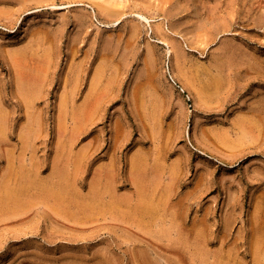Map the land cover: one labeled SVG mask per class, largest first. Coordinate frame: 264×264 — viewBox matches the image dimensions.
I'll list each match as a JSON object with an SVG mask.
<instances>
[{
  "label": "rangeland",
  "instance_id": "rangeland-1",
  "mask_svg": "<svg viewBox=\"0 0 264 264\" xmlns=\"http://www.w3.org/2000/svg\"><path fill=\"white\" fill-rule=\"evenodd\" d=\"M262 13L0 0V264H264Z\"/></svg>",
  "mask_w": 264,
  "mask_h": 264
},
{
  "label": "bare ground",
  "instance_id": "bare-ground-1",
  "mask_svg": "<svg viewBox=\"0 0 264 264\" xmlns=\"http://www.w3.org/2000/svg\"><path fill=\"white\" fill-rule=\"evenodd\" d=\"M229 4H230V3H229ZM227 5H228V4H227ZM104 8H105V7H104ZM105 9H106V8H105ZM105 9H103V10L105 11ZM110 10H111V9H110ZM105 12H106V11H105ZM108 13H110V12H108ZM262 14H263V13H262ZM262 14H261V15H262ZM80 15H81V14H80ZM257 15H258V14H257ZM261 15H259L258 17H259V18H261L262 16L264 17V14H263L262 16H261ZM78 16H79V15H78ZM83 16H84V15H83ZM260 16H261V17H260ZM139 17L145 19V16L142 15V14H140V13H139ZM258 17H256V20H257V21H258V19H257ZM83 18H85V16L82 17V22H83ZM254 19H255V18H254ZM78 20H79V18H78ZM80 20H81V19H80ZM256 20H255V21H256ZM260 20H262V19H259V22H260ZM262 21H264V20H262ZM80 23H81V21H80ZM257 23H258V22H257ZM262 23H263V22H262ZM259 24H261V23H259ZM262 26H263V25H262ZM135 27H136V26H135ZM134 29H135V28H134ZM260 33H261V32H260ZM260 33H259V34H260ZM257 34H258V33H257ZM255 35H256V34H255ZM253 41H254V40H253ZM263 43H264V42H263ZM108 44H109V42H108ZM109 45H110V44H109ZM104 47H105V46H104ZM103 49H104V48H103ZM103 49H102V50H103ZM229 49H230V48H229ZM231 49H233V48H231ZM231 49H230V50H231ZM230 50H229V51H230ZM234 51H235V50H234ZM231 52H232V51H231ZM112 53H113V52H112ZM99 54H101V53L99 52ZM104 55H105V54H104ZM149 55H151V53H150ZM111 56H112V55H111ZM114 56H115V55H113V57H114ZM220 56H221V55H220ZM223 56H224V55H223ZM228 56H229V55H228ZM230 56H231L230 58L232 59L233 57H232L231 54H230ZM225 57H227V56L225 55ZM234 57H235V56H234ZM44 58H45V57H44ZM218 58H219V56H218ZM235 58H236V57H235ZM237 58H238V57H237ZM104 59H105V58H104ZM110 59H111V58H110ZM114 59H115V58H114ZM222 59H224V58H222ZM227 59H228V58H227ZM220 60H221V58H220ZM229 60H230V59H229ZM235 60L237 61V59H235ZM90 61H91V60H90ZM110 61H111V60H110ZM215 61H217V59H215ZM218 61H219V60H218ZM218 61H217V62H218ZM223 61H224V60H223ZM223 61L221 60V62H223ZM231 61H234V60H230V62H231ZM118 62H119V61H118ZM118 62H116V63H118ZM211 62H212V61H211ZM213 62H214V61H213ZM213 62H212V63H213ZM225 62H226V59H225ZM234 62H235V61H234ZM41 63H42V62H41ZM78 63H79V62H78ZM102 63H103V61H102ZM106 63H107V62H106ZM109 63L111 64V62H109ZM218 63H219V62H218ZM223 63H224V62H223ZM231 63H232V62H231ZM45 64H47V63H45ZM110 64H108L109 67L112 65V64H111V65H110ZM114 64H115V63H114ZM213 64H214V63H213ZM232 64H233V63H232ZM232 64H231V65H232ZM101 65H102V64H101ZM214 65H216V62H215ZM220 65H222V64H220ZM226 65H227V63H226ZM74 66H75V65H74ZM201 66H202V65H201ZM206 66H207V65H206ZM222 66H223V65H222ZM222 66H221V67H222ZM227 66H228V65H227ZM229 66H230V65H229ZM44 67H45V66H44ZM105 67H106V66H105ZM218 67H219V66H218ZM224 67H225V66H224ZM224 67H223V68H224ZM34 68H35V67H34ZM36 68H37V67H36ZM42 68H43V67H42ZM75 68H76V67H75ZM110 68H111V67H110ZM110 68H109V69H110ZM207 68H208V66H207ZM207 68H205V69H207ZM230 68H231V67H230ZM230 68H227V69H230ZM31 69H32V68H31ZM31 69H30V70H31ZM37 69H38V68H37ZM79 69H80V68H79ZM82 69H83V68H82ZM98 69H99V68H98ZM209 69H211V68L209 67ZM214 69H216V68H214ZM33 70H34V69H33ZM35 70H36V69H35ZM83 70H84V69H83ZM224 70H225V68H224ZM26 71H29V69H28V70L26 69ZM109 71H111V69H110ZM215 71H216V70H215ZM30 72H31V71H30ZM35 72H36V71H35ZM37 72H38V71H37ZM44 72H45V71H44ZM71 72H72V71H71ZM81 72H82V70H81ZM94 72H95V71H94ZM103 72H104V69H103ZM217 72H218V71H217ZM26 73H27V72H26ZM38 73H39V72H38ZM38 73H35V77H37V78L39 77V75L36 76V74H38ZM46 73H47V71H46ZM69 73H70V72H69ZM83 73H84V72H83ZM86 73H87V71H86ZM108 73H109V72H108ZM218 73H219V72H218ZM221 73H223V71H222ZM221 73H220V74H221ZM30 74H32V73H30ZM71 74H72V73H71ZM78 74H79V73H78ZM98 74H99V73H98ZM220 74H219V75H220ZM27 75H28V74H27ZM27 75H26V77H28ZM69 75H70V74H68V77H69ZM74 75H75V74H74ZM76 75H77V73H76ZM76 75H75V76H76ZM79 75H80V74H79ZM79 75H78V77H79ZM46 76H47V75H45V77H46ZM83 76H84V74H83ZM30 77L34 78L33 76H30ZM30 77H28V78H30ZM80 77H81V76H80ZM103 77H105V76H103ZM103 77H102V78H103ZM221 77H222V76H221ZM37 78H36V79H37ZM97 78H98V76H97ZM30 79H31V78H30ZM30 79H29V81H30ZM71 79H72V78H71ZM80 79H81V78H80ZM93 79H94V78H93ZM105 79H106V78H105ZM111 79H113V78H111ZM219 79H220V78H219ZM34 80H35V79H34ZM40 80H41V79H40ZM44 80H45V79H44ZM85 80H86V79H85ZM108 80H109V79H108ZM25 81H28V80H25ZM29 81H28V82H29ZM31 81H32V80H31ZM80 81H81V80H80ZM88 81H89V80H88ZM99 81H100V80H99ZM32 82H33V81H32ZM34 83H36V82H34ZM110 83H111V82H110ZM26 84H28V83H26ZM42 85H43V84H42ZM80 85H81V83H80ZM94 85H95V83H94ZM114 85H115V84H114ZM27 86H28V85H27ZM31 86H32V85L30 84V87H31ZM33 86L35 87V85H33ZM33 86H32V87H33ZM76 87H77V86H76ZM79 87H80V86H79ZM96 87H97V86H96ZM114 87H115V86H114ZM33 89H35V88H33ZM77 89H78V88H77ZM94 89H95V88H94ZM112 89H114V88H112ZM74 90H75V89H74ZM110 91H111V90H110ZM100 92H101V91H100ZM31 93H32V92H31ZM109 93H110V92H109ZM112 93H113V91H112ZM112 93H111V94H112ZM32 94H34V93H32ZM89 94H90V93H89ZM71 95H72V94H71ZM74 95H75V94H74ZM107 95H108V94H107ZM29 96H30V95H29ZM100 96H101V95H100ZM108 96H109V95H108ZM66 97H67V95H66ZM72 97H73V96H72ZM86 97H87V96H86ZM88 97H89V96H88ZM109 97H110V96H109ZM33 98H34V96H33ZM107 98H108V97H107ZM89 99H90V98H89ZM105 99H106V98H105ZM111 99H112V98H111ZM92 101H93V100H92ZM105 101H107V100H105ZM85 102H86V101H85ZM150 110H151V109H150ZM258 111H259V110H258ZM260 111H261V110H260ZM151 112H152V111H151ZM149 113H150V112H149ZM156 113H157V112H156ZM259 113H260V112H259ZM259 113H258V114H259ZM263 113H264V112H263ZM152 114H153V113H152ZM252 115H253V113H252ZM253 116H254V115H253ZM247 120H248V119H247ZM240 121H241V120H240ZM243 121H245V120H243ZM252 121H253V120H252ZM254 121H255V120H254ZM257 122H258V121H257ZM240 123H241V122H240ZM250 123H251V122H250ZM155 124H156V123H155ZM155 124H154V125H155ZM253 124H254V123H253ZM234 125L236 126V124H234ZM255 125H256V124H255ZM243 126H244V125H243ZM237 127H238V126H237ZM239 127H240V130H239V131L241 132V131H242V130H241V126H239ZM252 127H253V126H251V128H252ZM220 129H221V128H220ZM223 129H224V128L222 127V130H223ZM237 129H239V128H237ZM243 129H244V128H243ZM232 130H233V129H232ZM234 130H236V129L234 128ZM246 130H247V129H246ZM251 130H252V129H251ZM247 131H248V130H247ZM244 132H245V131H244ZM226 133H227V131H226ZM245 133H246V132H245ZM247 133H248V132H247ZM240 134H241V133H240ZM242 134H243V131H242ZM242 134H241V135H242ZM249 134H250V133H249ZM252 134H254V132H253ZM244 135H245V134H244ZM219 137H220V136H219ZM140 169H141V168H140ZM137 170H138V169H137ZM135 171H136V170H135ZM136 172H137V171H136ZM141 174H142V173H141ZM139 177H140V176H139ZM152 178H153V177H152ZM138 179H139V178H138ZM136 181H137V180H136ZM138 181H139V180H138ZM19 184H20V183H19ZM136 184H137V183H136ZM21 185H22V184H21ZM19 187H20V186H19ZM21 187H22V186H21ZM21 187H20V189H21ZM25 187H26V186H25ZM28 188H32V187H28ZM143 189H144V188H143ZM3 190H4V189H3ZM11 190H12V189H11ZM27 190H28V189H27ZM163 190H164V188H163ZM13 191H14V190H13ZM8 192H9V191H8ZM23 192H24V191H23ZM25 192H26V191H25ZM29 192H30V191H29ZM29 192H27V193H29ZM134 192H135V191H134ZM14 193H15V192H14ZM17 193H18V192H17ZM139 193H140V192H139ZM163 193H164V192H163ZM12 194H13V193H12ZM32 194H33V193H32ZM0 195H1V194H0ZM3 196H4V195H3ZM6 196H7V195H6ZM8 196H9V195H8ZM31 196H32V195H31ZM33 196H34V195H33ZM50 196H51V194H50ZM50 196H49V197H50ZM123 196H124V195H123ZM131 196L133 197V195H131ZM134 196H136V195L134 194ZM150 196H151V195H150ZM161 196H162V194H161ZM28 197H29V195H28ZM28 197H27V198H28ZM46 197H47V196H46ZM132 197H131V198H132ZM34 198H35V197H34ZM50 198H51V197H50ZM58 198H59V197H58ZM114 198H115V197H114ZM135 198H136V197H135ZM159 198H160V197H159ZM162 198H163V197H162ZM22 199H23V198H22ZM36 199H37V198H36ZM103 199H104V198H103ZM145 199H146V198H145ZM160 199H161V198H160ZM30 200H31V199H30ZM72 200H73V199H72ZM90 200H91V199H90ZM93 200H94V199H93ZM99 200H100V199H99ZM131 200H132V199H131ZM147 200H148V199H147ZM157 200H158V199H157ZM5 201H6V200H5ZM11 201H12V200H11ZM16 201H17V200H16ZM23 201H24V200H23ZM35 201H36V200H35ZM35 201H34V202H35ZM77 201H78V200H77ZM84 201H85V200H84ZM87 201H89V200H87ZM121 201H122V200H121ZM129 201H130V200H129ZM135 201H136V200H135ZM0 202H1V201H0ZM34 202H33V204H34ZM36 202H37V201H36ZM60 202H61V201H60ZM113 202H114V201H113ZM132 202H133V200H132ZM136 202H137V201H136ZM143 202H144V201H143ZM158 202H159V201H158ZM3 203H4V202H3ZM8 203H9V202H8ZM37 203H38V202H37ZM55 203H56V202H55ZM67 203H68V202H67ZM71 203H72V202H71ZM75 203H76V202H75ZM84 203H85V202H84ZM129 203H131V201H130ZM133 203H134V202H133ZM138 203H139V202H138ZM160 203H161V202H160ZM6 204H7V203H6ZM10 204H11V203H10ZM12 204H13V203H12ZM18 204H19V203H18ZM21 204H22V203H21ZM39 204H40V201H39ZM41 204H42V203H41ZM47 204H48V203H47ZM63 204H64V203H63ZM65 204H66V203H65ZM97 204H98V202H97ZM106 204H107V202H106ZM106 204H105V205H106ZM117 204H118V203H117ZM122 204H123V203H122ZM7 205H8V204H7ZM26 205H27V204H26ZM71 205H72V204H71ZM78 205H79V204H78ZM81 205H82V204H81ZM103 205H104V204H103ZM154 205H155V204H154ZM1 206H2V205H1ZM3 206H4V205H3ZM11 206H12V205H11ZM14 206H15V209H17V208H16V203L14 204ZM38 206H39V205H38ZM41 206H43V205H41ZM120 206H121V205H120ZM9 207H10V206H9ZM36 207H37V206H36ZM132 207H133V206H132ZM147 207H148V206H147ZM150 207H151V205H150ZM33 208H35V206H33ZM42 208H43V207H41V210H42ZM54 208H55V207H54ZM91 208H92V207H91ZM115 208H116V207H115ZM137 208H138V207H137ZM0 209H1V207H0ZM3 209H4V208H3ZM5 209H6V207H5ZM7 209H9V208L7 207ZM36 209H37V208H36ZM60 209H61V208H60ZM70 209H71V208H70ZM77 209H78V208H77ZM79 209H80V207H79ZM116 209H117V208H116ZM116 209H115V210H116ZM141 209H142V208H141ZM146 209H147V208H146ZM149 209H150V208H149ZM155 209H156V205H155ZM157 209H158V208H157ZM23 210H24V209H23ZM23 210L20 211V212H24ZM27 210H29V208H28ZM66 210H67V209H66ZM118 210H119V209H118ZM138 210H139V209H138ZM151 210H153V209H151ZM4 211H5V210H4ZM9 211H10V210H9ZM12 211H13V210H12ZM25 211H26V210H25ZM110 211H111V209H110ZM134 211H135V210H134ZM149 211H150V210H149ZM149 211H148V212H149ZM0 212H3V211H0ZM6 212H8V211H6ZM64 212H65V211H64ZM158 212H159V211H158ZM158 212H157V213H158ZM12 213H13V212H12ZM78 213H79V212H78ZM112 213H113V212H112ZM5 214H6V213H5ZM61 214H63V213H61ZM61 214H60V215H61ZM120 214H121V213H120ZM120 214H119V215H120ZM125 214H126V213H125ZM135 214H137V213H135ZM143 214H144V213H143ZM148 214H149V213H148ZM151 214H153V213L151 212ZM155 214H156V213H155ZM1 215H2V214H1ZM60 215H59V216H60ZM129 215H130V214H129ZM139 215H140V214H139ZM145 215H146V214H145ZM6 216H8V215H6ZM12 216H13V215H12ZM66 216H67V214H66ZM86 216H87V214H86ZM107 216H108V215H107ZM135 216H136V215H135ZM143 216H144V215H143ZM153 216H154V214H153ZM0 217H2V216H0ZM9 217H11V216H9ZM80 217H81V216H80ZM103 217H104V216H103ZM112 217H113V215H112ZM115 217H116V216H115ZM88 218H89V217H88ZM109 218H110V217H109ZM131 218H132V217H131ZM131 218H130V219H131ZM135 218H136V217H135ZM135 218H133V219H135ZM141 218H142V217H141ZM147 218H148V217H147ZM151 218H152V217H151ZM156 218H157V216H156ZM165 218H166V217H165ZM66 219H67V218H66ZM86 219H87V218H86ZM102 219H103V218H102ZM112 219H113V218H112ZM115 219H116V218H115ZM115 219H114V220H115ZM125 219H126L125 221H127V218H125ZM130 219H128V220H130ZM133 219H132V220H133ZM142 219H143V218H142ZM159 219H160V218H159ZM159 219H158V220H159ZM163 219H164V215H163ZM163 219L161 218L160 220L164 221ZM67 220H69V218H68ZM75 220H76V219H75ZM75 220H74V221H75ZM80 220H81V219H80ZM82 220H83V219H82ZM138 220H139V219H138ZM155 220H156V219H155ZM71 221H72V219H71ZM77 221H78V220H77ZM136 221H137V219H136ZM144 221H146V220H144ZM148 221H149V220H148ZM156 221H157V220H156ZM156 221H154V222L156 223ZM79 222L81 223V221H79ZM79 222H78V223H79ZM113 222H114V221H113ZM123 222H124V221H123ZM129 222H130V221H129ZM129 222H128V223H129ZM149 222H150V221H149ZM151 222H152V221H151ZM159 222H160V221H159ZM83 223H85L84 220H83ZM132 223H133V222H132ZM138 223H139V222H137V224H138ZM145 223H146V222H145ZM152 223H153V222H152ZM104 224H105V222H104ZM106 224H107V223H106ZM106 224H105V225H106ZM108 224H109V223H108ZM119 224H120V223H119ZM119 224H118V225H119ZM126 224H127V223H126ZM141 224H142V223H139V225H141ZM160 224H162V223H160ZM110 225H112V223H110ZM121 225H122V224H121ZM146 225H147V223H146ZM149 225H150V223H149ZM152 225H153V224H152ZM157 225H158V224H157ZM112 226H113V225H112ZM131 226H132V225H131ZM131 226H130V227H131ZM134 226H135V225H134ZM141 226H143V225H141ZM115 227H116V226H115ZM143 227H145V225H144ZM143 227H141V228H143ZM154 227H155V228H154ZM154 227H153V228L156 229L157 226L155 225ZM159 227H160V225L158 226V228H159ZM162 227H163V226H162ZM124 228H125V227H124ZM139 228H140V227H139ZM92 229H93V228H92ZM132 229H133V228H132ZM132 229H131V230H132ZM136 229L138 230V228H136ZM145 229H146V228H145ZM160 229H161V228H160ZM107 230H108V229H107ZM134 230H135V229H134ZM142 230H143V229H142ZM149 230L152 231V229H150V227H149ZM171 230H172V229H171ZM114 231H116V230H114ZM135 231H136V230H135ZM151 231H150V232H151ZM156 231H157V230H156ZM108 232H109V230H108ZM112 232H113V231H112ZM112 232H111V233H112ZM161 232H162V231H161ZM161 232H160V234H161ZM169 232H170V230H169ZM169 232H168V233H169ZM172 232H173V230H172ZM132 233H133V232H132ZM137 233H138V231H137ZM140 233H141V232H140ZM145 233H146V232H145ZM151 233H152V232H151ZM155 233H156V232H155ZM168 233H167V234H168ZM112 234H113V233H112ZM148 234H149V233H148ZM163 234L165 235V233H163ZM167 234H166V235H167ZM173 234H174V233H173ZM173 234L170 233V235H173ZM141 235H143V234H141ZM156 235H157V234H156ZM168 235H169V234H168ZM103 236H104V235H103ZM107 236H108V235H107ZM114 236H115V235H114ZM151 236H152V235H151ZM151 236H150V238H151ZM154 236H155V235H154ZM38 237H39V236H38ZM101 237H102V236H101ZM111 237H112V236H111ZM144 237H145V236H144ZM159 237H160V236H159ZM168 237H169V236H168ZM157 238H158V237H157ZM44 239H45V238H44ZM112 239H113V238H112ZM139 239H140V238H139ZM164 239H165V238H164ZM164 239H163V240H164ZM109 240H110V239H109ZM116 240H117V239H116ZM145 240H146V239H145ZM147 240H148V239H147ZM161 240H162V237H161ZM117 241H118V240H117ZM140 241H141V240H140ZM151 241H152V240H151ZM155 241H156V240H155ZM158 241H159V240H158ZM165 241H166V240H165ZM171 241H172V240H171ZM102 242H104V241H102ZM111 242H112V241H111ZM113 242H114V244L116 245L115 241H113ZM119 242H121V241H119ZM134 242H135V241H134ZM138 242H139V241H138ZM138 242H137V243H138ZM145 242H146V241H145ZM159 242H160V241H159ZM159 242H157V243H159ZM168 242H169V241H168ZM205 242H206V241H205ZM121 243H122V242H121ZM141 243H144V242L142 241ZM146 243H147V242H146ZM150 243H151V242H149V244H150ZM101 244H102V243H101ZM112 244H113V243H112ZM119 244H120V243H119ZM144 244H145V243H144ZM149 244H148V245H149ZM161 244H162V243H161ZM115 245H114V247H116ZM134 245H135V244H134ZM138 245H139V244H138ZM146 245H147V244H146ZM154 245H155V243H154ZM154 245H153V246H154ZM174 245H175V244H174ZM139 246H141V245H139ZM143 246H144V245H143ZM168 246H169V245H168ZM96 247H97V246H96ZM141 247H142V246H141ZM148 247H150V245H149ZM42 248H43V247H42ZM72 248H73V247H72ZM103 248H105V247H103ZM137 248H138V247H137ZM150 248H151V247H150ZM150 248H149V249H150ZM192 248H193V247H192ZM34 249H35V248H34ZM99 249H100V248H99ZM112 249H113V248H112ZM114 249H115V248H114ZM117 249H118V248H117ZM121 249H123V248H121ZM143 249H146V248H143ZM155 249H156V247H155ZM158 249H159V248H158ZM32 250H33V249H32ZM46 250H47V249H46ZM101 250H102V249H101ZM101 250H100V251H101ZM115 250H116V249H115ZM136 250H137V249H136ZM147 250H148V249H147ZM150 250H152V249H150ZM37 251H38V250H37ZM97 251H98V249H97ZM102 251H104V250H102ZM139 251H140V250H139ZM142 251H143V250H142ZM41 252H42V251H41ZM68 252H69V251H68ZM74 252L76 253V251H74ZM89 252H90V251H89ZM133 252H134V251H133ZM144 252H145V251H144ZM148 252H149V250H148ZM47 253H48V252H47ZM80 253H81V252H80ZM90 253H91V252H90ZM102 253H104V252H102ZM109 253H110V252H109ZM153 253H154V252H153ZM159 253H160V252H159ZM92 254H93V253H92ZM99 254H100V253H99ZM110 254H111V253H110ZM123 254H124V253H123ZM146 254H147V253H146ZM149 254H150V253H149ZM155 254H156V253H154V255H155ZM87 255H88V253H87ZM90 255H91V254H90ZM93 255H94V254H93ZM102 255H103V254H102ZM133 255H134V254H133ZM137 255H138V254H137ZM137 255H136V256H137ZM140 255H141V254H140ZM142 255H143V254H142ZM150 255H151V254H150ZM157 255H158V252H157ZM32 256H33V254H32ZM103 256H104V255H103ZM103 256H102V257H103ZM110 256H112V255H110ZM151 256H152V255H151ZM36 257H37V256H36ZM122 257H123V256H122ZM152 257H153V256H152ZM207 257H208V256H207ZM108 258H109V257H108ZM108 258H107V259H108ZM143 258H144V257H143ZM150 258H151V257H150ZM153 258H154V257H153ZM157 258H158V257H157ZM113 259H114V257H113ZM121 259H122V258H121ZM71 260H72V259H71ZM114 260H115V259H114ZM151 260H152V259H151ZM154 260H155V259H154ZM158 260H159V259H158ZM158 260H157V261H158ZM206 260H207V259H206ZM109 262H110V261H109ZM160 262H161V261H160ZM69 263H70V262H69ZM111 263H112V261L110 262V264H111ZM87 264H88V263H87ZM98 264H99V263H98ZM112 264H113V263H112Z\"/></svg>",
  "mask_w": 264,
  "mask_h": 264
}]
</instances>
